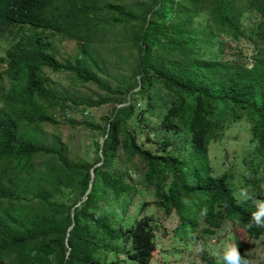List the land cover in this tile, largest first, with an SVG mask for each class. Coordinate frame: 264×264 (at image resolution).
<instances>
[{"label":"trees","instance_id":"1","mask_svg":"<svg viewBox=\"0 0 264 264\" xmlns=\"http://www.w3.org/2000/svg\"><path fill=\"white\" fill-rule=\"evenodd\" d=\"M244 8L248 9L245 15ZM92 10L95 16L89 15L87 23L77 29L83 12ZM252 13L264 21V0H0V36L9 38L0 55V264H108L96 252L100 247L96 229L121 239L120 246L104 243V249L132 244L130 258L136 264H148L155 248L151 219L135 229V216L127 227H113L110 212L102 211L103 203L98 202L105 193L115 208L120 193L127 196L126 203L131 199L133 184L126 179L131 168L121 164V152L129 154L127 160L133 155L143 160L145 185L154 186L156 204L164 212L176 209L183 218L189 211L206 208L203 232H214L225 215L234 220L235 230L243 228L245 236L263 234L264 228L248 227L256 211L254 203L248 199L236 203L225 174L212 176L206 158L208 137L216 135L213 129L222 126L216 122L228 112L235 118L246 116L250 142L264 150V44L252 45L249 60L242 56L250 31L240 18ZM193 15H200L195 25ZM23 25L26 32L20 31ZM116 25L115 33L130 41L126 50L119 48L110 58L98 49V57L93 53L96 43L103 42L108 28ZM45 31L80 41L71 60H58L41 36ZM222 39L235 41L237 57L225 60L216 53H196L200 43L212 45ZM106 51L112 52V46ZM133 51L129 77L120 75L113 88L98 81L110 95L89 100L65 94L59 100L55 88L46 83L44 66L69 70L74 79L89 81L93 77L87 70L90 66L107 77V66L113 67ZM3 78L10 80L8 86L2 84ZM136 94L143 100V110L160 117L158 129L166 135L153 140L159 148H151L148 136L138 140L142 115L134 110ZM126 95L129 101L122 104ZM67 98L75 106L120 103L101 116L102 123L80 120L88 129L97 128L102 137L99 141L91 135V160L68 162L57 143L58 134L49 143L39 136L41 123L54 117L49 108L62 109ZM216 98L227 100V105L211 106L208 100ZM179 130L184 134L179 141L183 152H188L186 158L172 152ZM37 151L44 156L39 171L28 166ZM43 174L48 177L45 185L39 182ZM64 178L68 179L63 182ZM188 181L197 183L195 189L201 190L202 197L186 211L193 203L183 202V194L191 190ZM33 196L36 202L30 201ZM190 222L188 230L194 226ZM239 238L236 232L233 239L242 253L246 248ZM202 258L203 264H221L205 253Z\"/></svg>","mask_w":264,"mask_h":264},{"label":"rangeland","instance_id":"2","mask_svg":"<svg viewBox=\"0 0 264 264\" xmlns=\"http://www.w3.org/2000/svg\"><path fill=\"white\" fill-rule=\"evenodd\" d=\"M247 11L248 9L244 8L243 15L247 14ZM89 15L95 16V11L92 10V12L89 13L83 12V16L79 18L77 29L87 23L85 20ZM248 15L249 18H244L243 16L240 18L241 25L245 27L247 31H250V43L243 46L244 52H242V56H245L247 60L251 58L250 48H252V45L260 46L264 44V30L261 32L262 27L264 28L263 17H256L253 13ZM199 17L200 15H193L191 17L193 20L192 25H195V19ZM116 30L117 25L108 28L105 40L101 43H96L98 48L93 52L94 54H97L99 57V49L102 56L107 55L113 58L114 52L119 50V48L121 51L126 50V45L130 41L126 36L117 32L115 33ZM20 31L26 32L27 26L23 25ZM41 36L49 41V48H51V51L60 62L67 59L71 60L80 43L74 36H66L59 32H52L49 34L45 31L41 33ZM8 41L9 38L0 36L1 56L3 55V47ZM108 46H112V52L106 51ZM218 46L220 47L218 48ZM196 53L203 56L216 53V57L225 60L231 59L233 56L237 57L239 54L236 50L235 41L231 39H222L220 42L217 40L212 45H203V43H200L196 48ZM134 57L135 54L133 51L132 55L122 59L116 64L117 66H107V77H104L103 74L100 76V74L97 73L99 70L90 66L87 70L92 73L93 77L89 81L74 79L69 70H52L46 66H44L43 69L46 76V83L55 88L54 90L58 93L59 100H63L65 94L79 99L87 97L89 100H94L99 99V97H104L105 94H111V92L107 91L100 83L109 85L113 88L120 75L130 76L131 70L129 66H131ZM85 60L88 62L89 58ZM2 67L3 61H0V70ZM1 82L4 86H8L10 80L8 78H3ZM161 90L164 92L163 88ZM136 97L137 98L133 102L134 110L136 112L139 111L140 115H142V118H140L141 122H138L142 136H138V140L142 138L147 139L146 136H148L149 140L153 142L151 148H159L158 143L153 140L166 135L165 133H160L158 129L157 121L160 117H158L159 115L150 114L143 110L142 104L140 105L143 100L137 94ZM128 101L129 96L126 95L122 104ZM208 101L211 106L216 107H218V104L227 105L228 102L227 100L223 101L218 98L209 99ZM119 104L118 102L106 101L93 105L80 103L75 106L72 104L71 100L67 98L61 104L62 109L49 108L51 116L54 115V117L50 120H46V122H40L42 130L39 136L46 138L43 142L49 143L52 142L54 134H58V136L56 135L58 137L57 143L61 146L62 153L68 162L73 160H91L94 156L91 135L95 134L99 141L102 137L100 132L97 131V128L88 129L84 127L80 120L86 118L90 119L93 124L102 123L101 116H107L110 107L112 105L118 106ZM244 116L241 114L238 118H235L230 116L229 112L222 115L218 122H216L222 124V126L221 128L215 127L213 129L216 131V135H209L206 150L208 172L211 173L212 176L222 173L225 174L224 176L229 183L231 193L236 203L243 202V192H247L248 196L253 199H264V150L261 152L259 149L253 147V144H255L254 142H250L249 138L251 137V133L248 129L249 122L245 119L246 116ZM150 127H154V131L153 129L149 130ZM18 129L22 130V128ZM179 134L180 137L178 135L173 138L176 147L172 152L177 157L186 158L188 152H183L179 141L183 139L184 134L181 130H179ZM169 147L170 146L167 148ZM128 156L129 154L124 155L121 152L119 159H121L122 165L131 168L130 174L126 176V179L133 184L134 192L130 195L131 199L126 203L127 196L124 192L120 193L117 197V206L115 208L110 203L108 194L105 193L103 197L98 198V202L103 203V205L100 206L102 207V211L105 213L110 212L108 214V219L113 227L120 226V228H125L130 224L131 218L135 216L137 221L132 225V228L135 229L139 227L142 222L151 219L154 225L155 248L153 251L151 250L152 256L148 264H203L205 260L202 258V253H205L207 257L212 255L208 250L197 252L196 247L198 244L204 245L207 249L209 242L212 240H231L234 242L233 236L236 232L238 233V237H240L239 240L244 243L246 248L241 255L249 260L250 264H256L259 259L261 260L260 264H264V233L260 234L258 237L245 236L246 233L243 228L235 230L237 226L234 225V220L225 215L222 216L220 224L215 228L214 232H203L201 228L205 226V220L204 217L201 216V211H189L193 205L198 204V200L202 197L201 190L195 189L197 185L195 181H188L189 184L187 185L191 190L183 194L184 200L193 202L188 209H186V211L189 212L186 213L183 218H181L179 211L176 209H172L169 213L164 212L163 209L156 204L157 197L154 193V186L150 183H146L145 185L146 180L142 176L145 168L143 160L138 155H133L127 160ZM43 158L44 156L41 151L33 153L29 158L28 166L36 170L42 168ZM90 173L92 174V172ZM47 179L48 177H45L43 174L39 182L45 185ZM67 179L68 178H64L63 182ZM168 179L167 175L165 180ZM49 193L54 196L57 195L56 192L50 191ZM72 195L74 197L73 192ZM83 197L84 195H81L80 199ZM65 199L68 202L70 201L69 197L65 196ZM253 199L248 200L254 203ZM30 201L36 202L35 196H33ZM124 206H126L125 209ZM190 217L192 218L190 219ZM191 220L194 221V226L192 230H188ZM94 236L98 240V245L100 246L96 252L103 257L100 261L110 263L113 260H117L119 264H136L135 261L130 258L129 254L127 255L128 252L130 254L134 252V249H130L129 246H123L117 250L114 247H108L107 249L103 248L102 244L104 243L120 246V238H111L105 235V232H102L101 229L94 230Z\"/></svg>","mask_w":264,"mask_h":264},{"label":"clouds","instance_id":"3","mask_svg":"<svg viewBox=\"0 0 264 264\" xmlns=\"http://www.w3.org/2000/svg\"><path fill=\"white\" fill-rule=\"evenodd\" d=\"M242 196L245 200L253 199L248 196L247 192H243ZM183 202L185 204L188 203L187 200H184ZM253 202L256 211L251 213L250 220L248 221V227L264 228V199H253ZM206 214L207 209H202L201 216H206ZM129 248L133 249L132 244ZM205 250L210 251L213 257H216L221 261V264H250V261L241 255L237 243L232 242L231 240H212L209 242L207 249L202 244H198L196 247L197 252H204ZM133 254L134 252L132 254L129 253V256H133Z\"/></svg>","mask_w":264,"mask_h":264},{"label":"water","instance_id":"4","mask_svg":"<svg viewBox=\"0 0 264 264\" xmlns=\"http://www.w3.org/2000/svg\"><path fill=\"white\" fill-rule=\"evenodd\" d=\"M101 141V140H100Z\"/></svg>","mask_w":264,"mask_h":264}]
</instances>
